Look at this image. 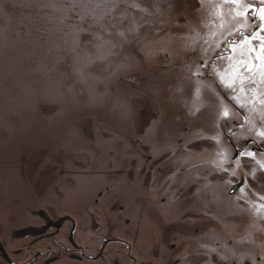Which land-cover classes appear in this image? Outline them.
I'll return each mask as SVG.
<instances>
[{
  "label": "rangeland",
  "instance_id": "rangeland-1",
  "mask_svg": "<svg viewBox=\"0 0 264 264\" xmlns=\"http://www.w3.org/2000/svg\"><path fill=\"white\" fill-rule=\"evenodd\" d=\"M102 2L0 0V205L4 211L14 213L42 198L62 202L73 197L79 193L76 186L60 184L69 178L78 180L81 193H93L82 188L109 182L119 184L118 191L132 199L130 189L140 193L142 188L137 180L130 181L134 187L126 180L147 178L141 174L149 173L151 166L169 164L172 169L162 166L154 183L156 196L167 200L156 202L159 211L171 206V214H177L204 205L208 213L223 217L233 233H243L249 226L261 230V202L255 195L262 194L264 187L256 179L264 175L252 179L249 170L234 164L230 170L236 175H226L216 166L218 150L233 155L222 130L229 133L244 120L225 101L229 92L211 77L201 75L197 80L189 71V66L195 71L196 62L205 55H215V48L206 53L200 49L207 48L203 40L213 42L220 23L213 5L220 0H211L206 7L200 0H107L115 7L95 12L80 6L96 8ZM247 2L259 4V0ZM245 28L251 31L250 26ZM186 37L200 41L196 52L186 49ZM226 38L227 34L216 42ZM217 60L223 68L226 61ZM198 82L204 87L201 101L193 95ZM225 106L229 117L222 120L218 112ZM244 110L251 121L252 113ZM203 116L206 125L198 126L196 120ZM250 128L251 123L235 131L230 138L235 146L250 139L264 146ZM198 165L200 172L195 174ZM22 172H26L23 177ZM177 173L178 179L199 178L192 186L197 199H188L181 208L174 204L180 203L176 198L182 188L175 192L176 187L169 186ZM241 175L255 185L251 186L254 204L228 196L232 179Z\"/></svg>",
  "mask_w": 264,
  "mask_h": 264
},
{
  "label": "flooded vegetation",
  "instance_id": "flooded-vegetation-1",
  "mask_svg": "<svg viewBox=\"0 0 264 264\" xmlns=\"http://www.w3.org/2000/svg\"><path fill=\"white\" fill-rule=\"evenodd\" d=\"M197 86L202 93V83L197 84L196 89ZM201 96L200 101L204 99ZM240 110L244 112L240 114L244 120L245 110ZM235 116L233 113L231 118L235 120ZM205 121V117L196 120L198 126L206 125ZM222 133L228 153L234 154L243 146L228 144V131L222 130ZM255 150L264 153V146ZM162 166H169L164 170L172 169L169 164ZM162 166H151L149 173L141 174L148 175L147 178L126 180L131 186L134 183L130 181L137 180L142 188H139L140 193L130 189L132 199H126L130 196L118 191L119 184L109 182L98 184V188H82L93 193H81L78 180L69 178L60 184L69 182L79 193L62 202L42 198L37 204L14 213L5 212L4 205H0V264H264V208L260 209L261 230L249 226L244 234L233 233L223 217L208 213L204 205L178 210L177 214H171V206L166 210L170 212L159 211L156 202L167 201L163 195L155 194L154 183L160 179L157 176ZM200 168L198 165L195 174ZM176 175L168 184L176 187L175 192L182 188L179 195L176 194L180 203L174 204L181 208L188 199L196 198L193 194L197 191L192 186L199 178L178 179V173ZM241 177L250 193H241ZM241 177L232 179L228 196L254 204L251 188L254 183H248L244 175ZM257 180L264 187V178ZM143 190L148 193H142ZM261 191L259 196L264 195L263 188ZM246 216L251 224V216Z\"/></svg>",
  "mask_w": 264,
  "mask_h": 264
},
{
  "label": "snow or ice",
  "instance_id": "snow-or-ice-1",
  "mask_svg": "<svg viewBox=\"0 0 264 264\" xmlns=\"http://www.w3.org/2000/svg\"><path fill=\"white\" fill-rule=\"evenodd\" d=\"M210 2L211 0H200L201 6L205 7ZM80 6L90 9L91 12L97 9L110 10L111 7H115L107 0L97 3L96 8H91V4ZM225 6H229L227 11H225ZM213 15L220 23L215 26L216 31L212 34L213 42L203 40L207 48L200 49V51L206 53L215 48V55L212 57L205 55L203 60L196 62V70L192 71L189 66V71L197 80L201 75L206 79L211 77L214 84L230 93L228 99L235 107L247 109L252 113L251 121L248 116H244V124L240 127L251 123L249 130L254 129L255 138L264 142V0H259V4L248 3L247 0H220L218 4L213 5ZM245 25L250 26L251 31H248ZM225 34H227L226 39L216 42ZM199 44L200 41L196 37H186L185 47L189 52H196ZM225 47L226 55L224 54ZM217 59L226 61L223 68L217 65ZM193 95L197 100L200 99L198 87ZM199 110V107L195 108L196 112ZM218 116L226 120L229 117L228 108L225 106L218 112ZM250 142L255 144L256 139ZM217 155L220 159L216 166L226 175H236L234 170H230L232 164L237 168L245 167L249 170L252 179H255L258 174L264 175V153L249 149L247 143L235 151L232 156L222 150H218ZM258 156L261 159H258ZM248 183H251V180ZM244 185L245 181L241 177V193L246 191ZM258 200L264 202V195ZM259 207L264 208V203H260Z\"/></svg>",
  "mask_w": 264,
  "mask_h": 264
},
{
  "label": "water",
  "instance_id": "water-1",
  "mask_svg": "<svg viewBox=\"0 0 264 264\" xmlns=\"http://www.w3.org/2000/svg\"><path fill=\"white\" fill-rule=\"evenodd\" d=\"M217 61H218V60H217ZM216 63H217V62H216ZM217 65H218V63H217ZM227 96H228V95H227ZM225 101H228V102H229L230 107H232L236 113H238V114H242V110H240V108H238V107H235L234 104H233V102L230 103L229 99L227 100V97H226V96H225ZM243 114H244V112H243ZM243 114H242V115H243ZM228 123H229V122H228ZM235 124H236V121H235L234 125H235ZM230 125H231V124H230ZM238 128H240V125H239V126H236L234 130L231 129V133H230V134H229V133L226 134V138L228 139V144L234 145L230 138H231V136L235 133V131H236ZM251 140H253V139H250L249 141H244L243 145H244L245 143H247L248 146H252V147L254 148V150H255L256 148H259V149L261 148L262 145H260L258 142H256L255 144H252V143L250 142ZM256 151H257L258 153H262L261 150H259V151L256 150Z\"/></svg>",
  "mask_w": 264,
  "mask_h": 264
},
{
  "label": "bare ground",
  "instance_id": "bare-ground-1",
  "mask_svg": "<svg viewBox=\"0 0 264 264\" xmlns=\"http://www.w3.org/2000/svg\"><path fill=\"white\" fill-rule=\"evenodd\" d=\"M24 157H25V156H23V157H22V161L24 160ZM26 169H28V170H29V168H28V167H27ZM28 170H26V171H28ZM22 174H23V175H22V177H23V176H25V175H26V172H22ZM34 181H35V180H34ZM34 184H36V181L34 182ZM36 185H37V184H36Z\"/></svg>",
  "mask_w": 264,
  "mask_h": 264
}]
</instances>
